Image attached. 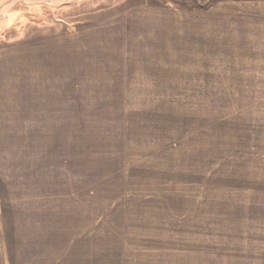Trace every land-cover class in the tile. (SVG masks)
<instances>
[{
    "label": "rangeland",
    "instance_id": "rangeland-1",
    "mask_svg": "<svg viewBox=\"0 0 264 264\" xmlns=\"http://www.w3.org/2000/svg\"><path fill=\"white\" fill-rule=\"evenodd\" d=\"M17 1L7 15L0 0L1 41L62 40L43 32L46 0ZM138 1L121 14L66 16L50 204L15 229L92 264H214L263 249L264 0ZM172 7L228 15H150ZM12 27L26 32L4 33Z\"/></svg>",
    "mask_w": 264,
    "mask_h": 264
},
{
    "label": "crops",
    "instance_id": "crops-1",
    "mask_svg": "<svg viewBox=\"0 0 264 264\" xmlns=\"http://www.w3.org/2000/svg\"><path fill=\"white\" fill-rule=\"evenodd\" d=\"M6 1L8 8L1 12L9 15L12 4L18 1ZM20 1L28 3L29 0ZM46 1L44 10L39 11V16L42 15L44 18L43 32L46 31V27L48 32H61V41L53 38V41L39 40L34 43L31 37L30 42L25 38L22 40L24 43L14 45L8 40L1 41L3 32L0 33V264H92L82 261L80 249L46 248L42 242L49 240V235L39 232L35 234L17 232L15 226L20 215L25 218L27 215L34 216L36 209L43 210L44 206L48 209L50 204L49 130L65 127L67 112L66 16H73L75 20H86L87 17H90L89 19L98 17L101 13L99 11L107 15L117 12L121 14V11L129 10L132 0H73L72 3L67 0ZM137 4L139 8L145 9V0H139ZM151 9L154 12L150 15L169 16L174 18L177 24L179 17L219 18L228 15L224 13L226 9H223L222 13H193L173 7L168 10ZM26 12V16L37 15L28 8ZM39 23L41 22L36 25L41 26ZM25 32L26 30L19 31L12 27L4 33ZM3 41L6 43L5 47ZM209 43L199 38L197 48L202 50L209 48ZM19 140L24 142V146L22 149H15L14 146ZM21 201L24 202V214ZM35 241L37 243L32 244ZM247 252L251 253L242 258L240 256L232 260H218L214 264H264V248Z\"/></svg>",
    "mask_w": 264,
    "mask_h": 264
}]
</instances>
